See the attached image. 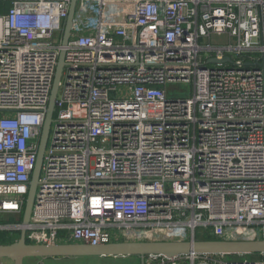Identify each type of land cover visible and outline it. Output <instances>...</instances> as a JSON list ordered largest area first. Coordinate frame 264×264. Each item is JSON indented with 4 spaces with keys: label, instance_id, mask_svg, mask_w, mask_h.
<instances>
[{
    "label": "built area",
    "instance_id": "obj_1",
    "mask_svg": "<svg viewBox=\"0 0 264 264\" xmlns=\"http://www.w3.org/2000/svg\"><path fill=\"white\" fill-rule=\"evenodd\" d=\"M71 2L0 0V232L32 244L264 240V0H77L64 45ZM248 255L113 264H264ZM37 259L24 264L60 258Z\"/></svg>",
    "mask_w": 264,
    "mask_h": 264
},
{
    "label": "water",
    "instance_id": "obj_2",
    "mask_svg": "<svg viewBox=\"0 0 264 264\" xmlns=\"http://www.w3.org/2000/svg\"><path fill=\"white\" fill-rule=\"evenodd\" d=\"M77 0H72L69 15L66 20L63 44L68 43ZM229 60V57L224 59ZM215 61V60H214ZM264 64V63H263ZM65 65V51L59 56L56 75L48 104L47 116L40 139L38 158L30 181V189L23 212V223L29 222L37 191L43 157L48 143L49 132L56 110V98L59 91L62 71ZM189 253H214L225 255L264 254V240L247 239H173V240H143L111 242L99 245L91 244H32L26 241L25 230H22L18 240L11 243L0 242V258L10 259L13 264H24L26 258H71V257H143L146 255H165L175 257Z\"/></svg>",
    "mask_w": 264,
    "mask_h": 264
},
{
    "label": "rangeland",
    "instance_id": "obj_3",
    "mask_svg": "<svg viewBox=\"0 0 264 264\" xmlns=\"http://www.w3.org/2000/svg\"><path fill=\"white\" fill-rule=\"evenodd\" d=\"M212 41L214 43H219V44H223V43H226L228 42V39L226 37H218V36H214L212 38ZM174 87L176 88H179L182 90L183 93H187L188 94V90H189V85L188 84H183V83H179V84H175ZM53 123L51 125V129H50V132H49V138L51 137V134H52V130H53ZM49 143V142H48ZM47 143V144H48ZM7 220H10V219H7ZM7 233V237H5V239L3 238L2 241H7V242H10L12 241V239L10 238V234L8 233V231H6ZM211 236V239H217L216 236L214 235H210ZM172 239H177V238H172ZM239 239H242V237H240ZM16 240H18L16 238ZM14 240V241H16ZM13 241V242H14ZM136 258H138L137 256H134ZM134 257H127V258H123V257H108V258H99V257H71V258H60L58 259L57 261L56 260H53L52 263H56V264H113V263H116V262H121V261H129V260H134ZM38 257H30V258H26L25 259V262H34L37 259ZM252 258V255H243V256H236V255H230V256H227V259H236V260H244V259H251ZM9 261H11L9 259Z\"/></svg>",
    "mask_w": 264,
    "mask_h": 264
},
{
    "label": "trees",
    "instance_id": "obj_4",
    "mask_svg": "<svg viewBox=\"0 0 264 264\" xmlns=\"http://www.w3.org/2000/svg\"><path fill=\"white\" fill-rule=\"evenodd\" d=\"M21 219H23V215L21 216ZM6 235H7L6 233H3V232L1 233L0 232V242L1 243H11L14 240H16V238L18 239V237H19L20 234H15L14 236H11L10 238L12 239V241H10V242L5 241L6 240L5 237H7ZM210 235L211 234H209L207 236L197 235V239H211V236ZM3 238L5 239L4 241H2ZM227 256H230V255H227ZM256 257H262V255L256 254Z\"/></svg>",
    "mask_w": 264,
    "mask_h": 264
}]
</instances>
